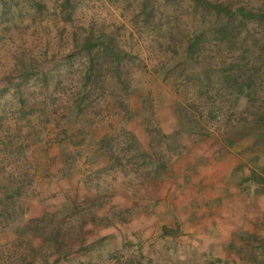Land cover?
<instances>
[{
  "label": "rangeland",
  "instance_id": "obj_1",
  "mask_svg": "<svg viewBox=\"0 0 264 264\" xmlns=\"http://www.w3.org/2000/svg\"><path fill=\"white\" fill-rule=\"evenodd\" d=\"M199 20L187 0H0L1 264H228L215 237L233 264H264V139L247 124L248 90L221 79L240 45L213 48L208 32L189 60ZM91 31L125 52L129 97L100 56L82 99L74 40ZM151 126L167 170L146 179ZM30 219L34 232L21 229Z\"/></svg>",
  "mask_w": 264,
  "mask_h": 264
},
{
  "label": "trees",
  "instance_id": "obj_2",
  "mask_svg": "<svg viewBox=\"0 0 264 264\" xmlns=\"http://www.w3.org/2000/svg\"><path fill=\"white\" fill-rule=\"evenodd\" d=\"M187 2L200 18V30L193 39L187 41L184 49L186 58L196 60L200 56L198 46L208 32L213 34L211 37L217 42V45H214L213 48L226 42L240 45V47H237L240 51L239 56L234 55V53L230 55L232 58L228 61V69L223 70L222 83H231L235 86L234 90H242L243 88L248 90L244 112L248 120L247 124L254 125V128L260 129V138L264 139V96H259L258 87H256V83H253L254 80H260L255 79L254 73H261L260 69H264V0H187ZM93 34L94 32L91 31L88 35L74 40V43L80 47L84 54L82 80L85 87L84 91H82V99H85L92 91L98 89L99 83L95 74L102 72L104 68L103 62H100V56L104 59V64L111 70L116 83L124 94L129 97L130 82L127 77L128 71L127 64L125 63L127 56L125 52L118 47L117 43H114L112 37L103 35L102 39L94 41ZM249 51H253L256 58L249 63L250 66H247L249 61L243 63L245 60L243 55ZM244 65H246L249 72L244 71ZM256 68L257 71H255ZM88 84H91V86ZM179 106H181L179 113L182 115L184 112V117L188 119L189 123H198L195 111L190 110L187 105ZM151 128L152 126L147 128V132L150 135V152L145 157L149 158V161L153 164V170L150 169L143 172V176H146V179H149L151 174L159 176L164 170H167V157L162 155V152L157 149L155 142V139L161 133L158 129ZM254 128L251 127L249 130H256ZM63 134H65L64 131ZM170 137L169 135H165V139H169ZM106 139H101V142L103 143ZM124 143L126 142H120L116 145L118 146L116 149L118 154H120V148L126 154L127 150L122 148L124 147ZM103 146L108 148L109 145L105 143ZM118 154L113 147H110L107 155L112 158L113 163L120 164V155ZM15 193L17 196L23 195L21 188H17ZM0 207L1 212L9 211V209L7 210L8 205L4 202L0 203ZM34 221L36 219H30L21 229L24 227L34 232L37 228L32 227L31 223ZM73 246V243L69 245L66 252H70L68 250ZM6 264L34 263L27 259H15Z\"/></svg>",
  "mask_w": 264,
  "mask_h": 264
},
{
  "label": "crops",
  "instance_id": "obj_3",
  "mask_svg": "<svg viewBox=\"0 0 264 264\" xmlns=\"http://www.w3.org/2000/svg\"><path fill=\"white\" fill-rule=\"evenodd\" d=\"M220 227L222 228L221 224H220ZM211 242L213 243L210 244L209 249H211L212 251L218 249L219 251L217 252L218 255H216L215 258L218 261H224V262H227L228 264H233L234 259L231 257L232 253L229 252L230 249H228L230 244L232 243H229V241L225 240V238L223 237L221 238L215 237L213 240H211Z\"/></svg>",
  "mask_w": 264,
  "mask_h": 264
}]
</instances>
